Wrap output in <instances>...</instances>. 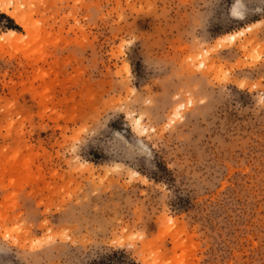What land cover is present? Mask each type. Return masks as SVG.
<instances>
[{
	"label": "rangeland",
	"instance_id": "obj_1",
	"mask_svg": "<svg viewBox=\"0 0 264 264\" xmlns=\"http://www.w3.org/2000/svg\"><path fill=\"white\" fill-rule=\"evenodd\" d=\"M24 2L0 264H264V0Z\"/></svg>",
	"mask_w": 264,
	"mask_h": 264
},
{
	"label": "bare ground",
	"instance_id": "obj_2",
	"mask_svg": "<svg viewBox=\"0 0 264 264\" xmlns=\"http://www.w3.org/2000/svg\"><path fill=\"white\" fill-rule=\"evenodd\" d=\"M23 2H24V0H23ZM23 2H20L19 3V2H16L15 0H4V1H1L0 0V7L1 6H3V7L4 6L10 7L11 5H13L12 15L16 17L18 24H20L24 28L28 29L30 27L29 26L30 23L28 22L29 18H28L27 14H26V11L24 10V7L26 5L24 6L23 5ZM240 33H242V32L240 31L238 33L229 34V35L223 37L222 39H220V41L226 40V39H228V40H234L235 37L238 34H240ZM20 39H21L20 35H18V33L16 31H14V30L8 31V33L6 35L4 34V36H0V42L7 41V43H10V44H14L18 40H20Z\"/></svg>",
	"mask_w": 264,
	"mask_h": 264
},
{
	"label": "trees",
	"instance_id": "obj_3",
	"mask_svg": "<svg viewBox=\"0 0 264 264\" xmlns=\"http://www.w3.org/2000/svg\"><path fill=\"white\" fill-rule=\"evenodd\" d=\"M0 18H4L6 19L7 21H9L10 23H12V20H10L9 18H7L6 16H4L3 14H0ZM8 29H15L17 30L18 28L13 26L12 24L8 27Z\"/></svg>",
	"mask_w": 264,
	"mask_h": 264
}]
</instances>
